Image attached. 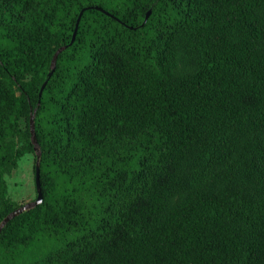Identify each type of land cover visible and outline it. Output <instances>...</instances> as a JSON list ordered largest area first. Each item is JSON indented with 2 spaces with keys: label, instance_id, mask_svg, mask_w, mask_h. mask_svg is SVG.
Listing matches in <instances>:
<instances>
[{
  "label": "trees",
  "instance_id": "16d2710c",
  "mask_svg": "<svg viewBox=\"0 0 264 264\" xmlns=\"http://www.w3.org/2000/svg\"><path fill=\"white\" fill-rule=\"evenodd\" d=\"M31 117L0 264H264V0H0V223Z\"/></svg>",
  "mask_w": 264,
  "mask_h": 264
},
{
  "label": "rangeland",
  "instance_id": "374dc122",
  "mask_svg": "<svg viewBox=\"0 0 264 264\" xmlns=\"http://www.w3.org/2000/svg\"><path fill=\"white\" fill-rule=\"evenodd\" d=\"M34 154L26 153L18 159L16 167L5 175L8 186V195L19 205L32 203L35 199V185L33 177ZM71 235L67 234L66 238ZM63 241L52 234L43 233L39 235L24 250L23 258L18 261H11L8 264H23L30 260L41 258L44 254L60 246Z\"/></svg>",
  "mask_w": 264,
  "mask_h": 264
},
{
  "label": "water",
  "instance_id": "95a60500",
  "mask_svg": "<svg viewBox=\"0 0 264 264\" xmlns=\"http://www.w3.org/2000/svg\"><path fill=\"white\" fill-rule=\"evenodd\" d=\"M149 12V11H148ZM81 14V11L76 19V23H75V27H74V30L72 32V36H71V40L70 42L73 41L74 39V35L76 33V28H77V24H78V20H79V16ZM147 16V14H146ZM146 18V17H145ZM63 47H60L57 49L56 53L53 55V58L51 60V64L53 65L54 61H55V56L57 54V52H59ZM45 83H43L44 85ZM43 85L41 86L40 88V92L42 90V87ZM30 132H31V140H32V143H34V150L37 152V158H36V162H35V166H34V184H35V190H36V197L35 199L32 201V203H27V204H24V205H20L17 209H15L14 211H12L10 214H8L3 220L2 222L0 223V228L1 226L7 221L9 220L12 216L16 215L17 213L35 205V204H38L40 201H41V192H40V187H39V164H38V156H39V152H38V147L36 145V140H35V137H34V134H33V124H32V117L30 118Z\"/></svg>",
  "mask_w": 264,
  "mask_h": 264
}]
</instances>
